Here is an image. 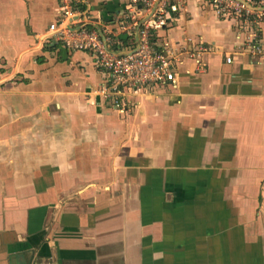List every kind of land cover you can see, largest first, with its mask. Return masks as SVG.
<instances>
[{"label":"crops","instance_id":"1","mask_svg":"<svg viewBox=\"0 0 264 264\" xmlns=\"http://www.w3.org/2000/svg\"><path fill=\"white\" fill-rule=\"evenodd\" d=\"M83 2L74 26L134 45L127 0ZM59 7L0 0V264H264V62L234 21L188 0L155 42L210 45L203 68L118 108Z\"/></svg>","mask_w":264,"mask_h":264},{"label":"built area","instance_id":"2","mask_svg":"<svg viewBox=\"0 0 264 264\" xmlns=\"http://www.w3.org/2000/svg\"><path fill=\"white\" fill-rule=\"evenodd\" d=\"M188 0H127L124 6V20L121 27L132 32L140 19L148 16L140 25L139 48L125 55H116L109 51L96 28L88 26L72 30L84 13L83 0H60V19L49 25L57 38L67 47L91 51L95 65L101 69L106 82L96 93L104 100L110 101L115 107L122 108V99L127 93L147 89L155 84L175 86L178 67L183 58H193L198 70L203 68L201 55L211 52L210 45L197 43L191 48L174 47L168 41L156 44L155 38L183 10ZM210 6L217 17L234 21L232 26L235 39H241L237 53L245 54L264 62V0H199ZM128 24H127V23ZM104 34V32H103ZM105 35V34H104ZM109 49L128 50L133 46L122 47L118 40L105 35ZM230 63V53L224 56Z\"/></svg>","mask_w":264,"mask_h":264},{"label":"water","instance_id":"3","mask_svg":"<svg viewBox=\"0 0 264 264\" xmlns=\"http://www.w3.org/2000/svg\"><path fill=\"white\" fill-rule=\"evenodd\" d=\"M147 17L148 16H145V17H143L142 19L139 20L137 26L135 27L134 34H133L134 46H133V48L128 49V50H113L112 51L111 49H109L108 46H107V43H106L105 35L103 34L102 30L98 26L93 25L92 23H85V24L79 25L78 27H74L73 28V27L70 26V23L68 21L66 23V26L69 27L72 30H76L79 27H84V26H90L91 25V26H93L94 28L97 29L98 33L100 34V36H101V38H102V40H103V42H104V44L106 46V48L109 51L113 52L116 55H125L127 53H132V52L136 51L139 48V46H140V39H139L140 25L147 19Z\"/></svg>","mask_w":264,"mask_h":264},{"label":"trees","instance_id":"4","mask_svg":"<svg viewBox=\"0 0 264 264\" xmlns=\"http://www.w3.org/2000/svg\"><path fill=\"white\" fill-rule=\"evenodd\" d=\"M121 17H122V20H124V15H122ZM125 41H127V40H125ZM130 45H131V42L127 41V42H125V44L123 46L128 47Z\"/></svg>","mask_w":264,"mask_h":264}]
</instances>
